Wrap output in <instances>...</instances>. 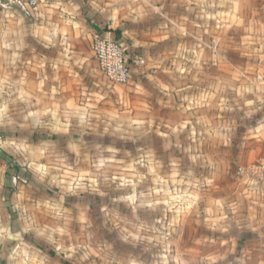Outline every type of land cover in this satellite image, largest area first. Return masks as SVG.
Segmentation results:
<instances>
[{
	"label": "crops",
	"instance_id": "1",
	"mask_svg": "<svg viewBox=\"0 0 264 264\" xmlns=\"http://www.w3.org/2000/svg\"><path fill=\"white\" fill-rule=\"evenodd\" d=\"M13 1L0 0V264H100L80 232L101 214L221 247L190 264H264V0ZM107 32L127 83L93 55Z\"/></svg>",
	"mask_w": 264,
	"mask_h": 264
},
{
	"label": "rangeland",
	"instance_id": "2",
	"mask_svg": "<svg viewBox=\"0 0 264 264\" xmlns=\"http://www.w3.org/2000/svg\"><path fill=\"white\" fill-rule=\"evenodd\" d=\"M13 4L16 3L13 2ZM15 6L17 7V4ZM121 157L122 155H120L119 158L123 159ZM99 167H101V165ZM125 169L126 167L124 165L120 167L122 172H124ZM98 173L100 175H105L102 169L101 171L99 170ZM85 185L87 189L92 188L99 191L106 190V188L108 190L111 187V183L109 185L108 182L100 183L99 181H96L94 184L95 187H90L88 184ZM96 202H99L98 199H96ZM170 211H172L171 207H165V211L163 212L164 219H166L165 222L170 218L167 216V212ZM126 217L125 214H118L116 220H113V224H110L108 216L101 214L100 217L97 218L100 222L99 226L95 225V229H85L80 232L83 234L82 240L86 247L87 245L90 249H92V245L100 247L101 254L98 253L102 259L100 264H141L140 260L137 259L135 255L141 257L142 250L147 251L150 255H157L160 252L161 255H164L165 264H190V262H188L189 253L196 255L204 252L214 253L215 250L221 248L215 246L199 247V245L196 248H192L184 244L178 246L175 244L177 241L173 239V231L168 225L165 224L164 228L161 229L151 228L149 231H145L140 227H134L129 224L126 221ZM199 231L200 230H198V232ZM146 239L149 241V244L146 242ZM84 252L83 257L90 256L91 251ZM172 258H175V262L172 261ZM191 264H194V262H191Z\"/></svg>",
	"mask_w": 264,
	"mask_h": 264
},
{
	"label": "built area",
	"instance_id": "3",
	"mask_svg": "<svg viewBox=\"0 0 264 264\" xmlns=\"http://www.w3.org/2000/svg\"><path fill=\"white\" fill-rule=\"evenodd\" d=\"M13 2L25 13H29L37 5V0H14ZM0 5L3 6L2 3ZM91 47L102 75L109 82L124 84L131 79L132 71L127 60L126 49L110 32H107L106 35L94 33ZM143 63L144 60L140 57L133 59V64L141 65ZM256 171L259 179L264 182V159L256 167Z\"/></svg>",
	"mask_w": 264,
	"mask_h": 264
},
{
	"label": "clouds",
	"instance_id": "4",
	"mask_svg": "<svg viewBox=\"0 0 264 264\" xmlns=\"http://www.w3.org/2000/svg\"><path fill=\"white\" fill-rule=\"evenodd\" d=\"M169 146H171V144L169 143ZM176 147L179 148L180 145L177 142ZM190 151V149H189ZM223 151V157L221 158V163L227 167L228 161H229V156H228V150H222Z\"/></svg>",
	"mask_w": 264,
	"mask_h": 264
},
{
	"label": "trees",
	"instance_id": "5",
	"mask_svg": "<svg viewBox=\"0 0 264 264\" xmlns=\"http://www.w3.org/2000/svg\"><path fill=\"white\" fill-rule=\"evenodd\" d=\"M116 37H118V35H116Z\"/></svg>",
	"mask_w": 264,
	"mask_h": 264
}]
</instances>
